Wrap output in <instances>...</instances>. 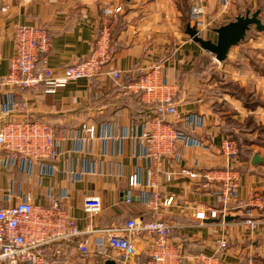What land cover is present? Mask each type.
<instances>
[{
    "label": "crops",
    "instance_id": "0c3cea01",
    "mask_svg": "<svg viewBox=\"0 0 264 264\" xmlns=\"http://www.w3.org/2000/svg\"><path fill=\"white\" fill-rule=\"evenodd\" d=\"M260 5L264 7L260 0H0V80L10 74L17 27L48 32L51 47L37 70L47 64L59 75L90 56L104 10L122 11L114 33L116 65L123 71L119 82L103 74L73 82L54 95L0 84V129L16 121L43 122L62 139L53 161L19 160L0 149V209L26 200L50 209L57 201L81 231H93L48 249V264L56 257L61 264H147L153 238L127 235L134 251L130 255L111 247L101 254L95 245L101 238L95 231L124 227L132 220L169 224L170 242L185 257L264 264V32L232 48L224 63L188 34L195 29L216 42L217 29ZM195 9L204 14L195 17ZM154 67H161L165 87L159 100L172 96L177 117L159 114V102L127 93L130 84ZM156 118L181 137L178 154L159 163L139 140ZM84 125L95 128L93 139L82 130ZM227 141L237 144L236 157L224 154ZM255 156L262 161L255 164ZM183 169L234 173L239 187L225 218L196 219L197 213L222 206L206 179L187 177ZM133 176L136 187L130 184ZM153 194L161 203L174 202L154 210ZM88 197L100 198L103 206L91 218L84 211ZM246 218L259 227L245 225ZM85 241L89 251L83 253L79 247ZM222 242L227 246L223 251Z\"/></svg>",
    "mask_w": 264,
    "mask_h": 264
},
{
    "label": "built area",
    "instance_id": "2783aa9c",
    "mask_svg": "<svg viewBox=\"0 0 264 264\" xmlns=\"http://www.w3.org/2000/svg\"><path fill=\"white\" fill-rule=\"evenodd\" d=\"M264 3V0H260ZM9 8H4L6 12ZM121 8L108 6L104 10L102 27L94 44L90 56L75 65L66 67L61 74L56 75L46 64L42 71H38V62L41 55L49 52L52 39L48 32L37 27L19 26L15 31V54L10 61V74L0 80V84L18 88L23 91L41 90L45 95H54L73 82L82 80H94L103 74L108 75L115 82H119L123 71L116 65L117 43L114 33L120 25ZM195 17L204 14L202 9L193 10ZM200 37H203L199 34ZM161 67H154L138 83L130 84L127 93L142 94L151 101L160 103L158 113L177 117L179 110L169 94L160 101L165 92L162 90L164 82L161 80ZM160 91V92H158ZM159 94V95H158ZM82 130L90 139L95 137V128L84 125ZM141 146L149 156L157 163L163 158L176 156L179 152L180 134L171 125L162 119L156 118L145 126V131L139 137ZM62 139L52 126L43 122L16 121L6 124L0 129V149L13 153L19 160L53 161L58 157ZM224 154L229 157L238 155V147L235 142L227 141L223 147ZM182 174L192 179H206V187L213 186L216 190L221 210L199 212L196 219L203 221L209 218H225L229 212V205L234 199L238 179L230 171H191L183 169ZM131 187L138 185V178L133 176L130 180ZM174 198L161 203L157 194L152 195L150 207L171 206ZM260 207V205H257ZM264 209V203L261 207ZM84 211L91 218L103 211L102 201L97 197H88L84 201ZM244 224L256 230L259 222L250 218L244 220ZM100 234L96 240V247L101 254L107 247L132 254V242L126 239L127 235L146 236L154 239L150 250V260L147 264H218L216 260L203 255L185 257L180 250L170 242L173 228L161 221L138 223L136 220L128 222L124 227L108 228L95 231ZM93 233L88 230L81 231L77 222L68 216L55 201L50 209L37 207L29 200L17 205L0 209V264H48L46 251L54 245L84 238ZM226 243L222 242L220 249H226ZM81 252L89 251L88 241L80 245ZM51 264H61L59 258H55Z\"/></svg>",
    "mask_w": 264,
    "mask_h": 264
},
{
    "label": "water",
    "instance_id": "95a60500",
    "mask_svg": "<svg viewBox=\"0 0 264 264\" xmlns=\"http://www.w3.org/2000/svg\"><path fill=\"white\" fill-rule=\"evenodd\" d=\"M260 10L255 12H247L236 18L235 21L220 27L216 30L217 41L205 40L199 36L197 30L189 29V36L199 44L204 50L215 56L219 63H224L229 56L232 48L239 46L246 40L248 32L252 27L258 32H264V24L260 19ZM262 160L259 156H255L254 163H260ZM231 218H227L229 220Z\"/></svg>",
    "mask_w": 264,
    "mask_h": 264
},
{
    "label": "rangeland",
    "instance_id": "374dc122",
    "mask_svg": "<svg viewBox=\"0 0 264 264\" xmlns=\"http://www.w3.org/2000/svg\"><path fill=\"white\" fill-rule=\"evenodd\" d=\"M259 7V9H260V12H262V14H261V17L263 18V20H264V7L262 6V5H260V6H258ZM243 13H245V12H243ZM259 34H263V32L262 33H259V32H256V29H255V27H252V29H251V31L248 33V36H250V35H253V36H257V35H259ZM203 39H205V40H208V38L206 37V36H203ZM158 92H160V91H158ZM159 95V94H158ZM247 219V218H246ZM251 219V218H250Z\"/></svg>",
    "mask_w": 264,
    "mask_h": 264
},
{
    "label": "trees",
    "instance_id": "16d2710c",
    "mask_svg": "<svg viewBox=\"0 0 264 264\" xmlns=\"http://www.w3.org/2000/svg\"><path fill=\"white\" fill-rule=\"evenodd\" d=\"M261 14H262V12H261ZM261 14H260V19H261L262 23L264 24V20H263V18L261 17ZM251 29H252V28H251ZM250 31H251V30H250ZM250 31H249V32H250ZM249 32H248V33H249ZM256 32H258V31L256 30ZM259 33H262V32H259ZM247 38H248V35H247L246 39H247ZM244 42H245V41H244Z\"/></svg>",
    "mask_w": 264,
    "mask_h": 264
}]
</instances>
